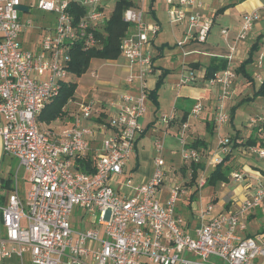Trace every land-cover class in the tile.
Wrapping results in <instances>:
<instances>
[{"label": "built area", "instance_id": "1", "mask_svg": "<svg viewBox=\"0 0 264 264\" xmlns=\"http://www.w3.org/2000/svg\"><path fill=\"white\" fill-rule=\"evenodd\" d=\"M138 7L125 10L123 20L135 32L128 31L121 43V54L131 63L139 64V92L136 96L121 95L119 111L101 127L83 126V120L97 115L94 102L83 103L75 113L73 122L59 130L41 128L38 117L48 102L59 96L67 82L72 51L75 47L87 50L97 44V31L102 29L111 15L102 0H39L38 8L56 15V23L44 32L39 52L24 50L20 37L31 26L25 25L18 6L21 0H0V115L4 125L0 128L3 151L15 158L28 173L30 188L22 198L17 187L0 203V261L12 257L22 261L30 255L32 264H84L91 256L94 264H214L218 258L224 264H258L264 260V238L250 237L245 214L264 206V175L233 172L231 178L240 183L247 181L244 198L234 200L235 211L216 209L215 203L204 207L198 217L201 226L195 236L188 232L187 224L176 208L178 198L185 194L182 187L172 184L167 201L159 199L166 181V170L161 158L155 159L156 171L147 183L126 186L130 196H122L113 182L123 174L125 162L136 147L141 133L140 120L145 113L148 88L145 77L153 72L152 58L143 52L149 43L148 32L156 35L158 25L143 21L146 0H136ZM71 3L84 10L76 19ZM171 23L186 22V36L204 43L213 26V19L205 17L204 0H166ZM29 9V7H28ZM25 13V12H24ZM29 13V10H28ZM261 15L252 11L245 15L243 25L230 44L228 67L208 80L217 87L214 121L218 127L231 121L227 103L236 80V72L229 65L234 59L238 43L248 38ZM228 42L229 30L222 31ZM180 42L179 45H183ZM262 66V59L258 67ZM95 74V73H94ZM196 79L194 72L181 80L182 85ZM255 79L262 83L258 74ZM133 77L127 81L132 83ZM204 111L198 101L191 110L196 118ZM173 119L164 116V121ZM250 125L264 134V116L250 119ZM189 124L182 125L183 157L196 161L199 152L186 147L183 134ZM103 133L102 148L90 157L91 139ZM237 140L236 143L240 144ZM234 142L230 136L219 137L217 151L208 159L219 165L232 152ZM158 153L161 142L155 144ZM243 149L250 157L264 159V146ZM90 172L77 167L78 161L89 158ZM206 181L201 182L205 186ZM79 208L90 215L95 228L76 230L70 218ZM103 230V234H101ZM99 246L95 248V245ZM187 256V257H186Z\"/></svg>", "mask_w": 264, "mask_h": 264}, {"label": "crops", "instance_id": "2", "mask_svg": "<svg viewBox=\"0 0 264 264\" xmlns=\"http://www.w3.org/2000/svg\"><path fill=\"white\" fill-rule=\"evenodd\" d=\"M74 1H81V0H74ZM132 1H133V5L131 7H138L136 0H132ZM158 2L159 0H146L143 7L144 23L146 25H158L160 27V30L156 35H154L153 33L148 34L149 43H147L148 45H144L143 52L145 55H148L152 58L154 65L153 70L157 66L158 69H162V70L169 69L172 71V70H176L175 68H178L180 71L178 73L179 74L178 78L176 76L175 80L167 85L169 89L168 91L169 97L165 98V100L161 97V92H160L161 90L156 88V86L154 85L156 79L148 83L150 88L148 97L151 98V94L154 95L153 93L157 91L156 94L157 103L154 102L157 106L156 107L152 106V108H150L149 111L146 113V117H144L145 115H143L147 123L145 122V125H142L140 122L141 133L137 137L136 147L134 151L131 153V156L125 162L123 168V174L113 182V187L122 196L125 197H129L131 195L129 188L126 186L128 181H132L134 185L147 183L153 175V172L152 173L147 172L141 175V178L135 176L136 172H138V170L140 169V159H139V144L141 141L140 139L142 137H146L147 134L150 133L149 132L150 129L154 127L156 121H158L159 118H162L163 120H164V116H170L173 118L170 121L167 122L164 121V123H165V132H166L165 134L167 135V137L169 136V138L173 137L174 138L173 140L175 142H178L179 140L178 137L180 135L182 136V132H181L182 125L184 123H188L189 126L185 130V133L183 134V136H185L188 139V143L186 142L187 143L186 147L188 149L197 150L199 152V157L205 156L207 160L210 157L208 158L206 155L208 154L213 155V153L217 151L219 137L230 136L232 138L231 135H234V137H236L239 141L241 140L245 141L243 138L246 136L247 138L258 137V136H260V138H264V134L259 133L258 128H254L251 125H249L247 121L244 120L240 121L237 118V114H238L237 110L240 106V103L244 102V100L243 101L235 100L239 94L247 91L249 84H254V86L255 84H257L256 82L257 80L255 79L256 74L260 75L262 77V83L264 82V0H204L206 7L205 10L203 11V15L205 17H210L213 19V26L210 30L207 41L202 44L208 42V39L213 31V27L218 20L226 17H228L229 19L232 17L235 18V23L233 26L228 28H222L220 30V36L225 44V48H221L218 46V43H215L207 47L206 50L205 49L200 50L199 48H197L195 46L197 40L191 37L188 38L186 36L188 30V24L186 22L174 24L170 22L168 17L171 26L169 30L165 29V25L163 24L162 21V16L159 14L157 10ZM115 4H116V0H115ZM115 4L112 9L110 8V6H107L106 11L108 14L110 15L112 14L113 9L115 8ZM165 7L167 12L168 5L166 3V0H165ZM252 11H258L261 15V18L259 21L255 23L254 28L250 32L248 38L238 43L237 50L234 55V59L232 63H230L229 65V67L236 72V80L237 81L240 80L237 84L235 80V85L233 88L232 95L227 103L228 111L230 112V114L232 111L235 110L234 118L233 120H231V124L229 125L226 124L224 126L218 127L214 121L215 105H216L215 102H217L218 89L217 87L209 86L208 84L209 79L206 77V70L212 64L219 65L223 61L225 60L227 61V56L230 54V44L233 43L232 40L235 38L238 31L241 29L245 15ZM225 29L229 30L230 33V38L228 42H226L224 37L222 36V31ZM129 32L130 34H133L135 30L133 28H130ZM180 42H184V44L179 45ZM254 45L258 46L256 50H252ZM251 52H253V61L252 63H249L245 67V72L248 75L247 76L244 74L242 70L240 72V68L248 60ZM155 55L156 57H158L157 61H155L154 58ZM192 56L194 57L198 56V57L194 59V57ZM201 57L207 58V60H202ZM260 59H262V66L259 68L258 62L260 61ZM109 62L116 63L117 67L121 69V73H122L121 77L123 78L122 80H124V78L126 79L129 73L132 72L135 68V64H131L122 54H120V56L117 59L111 60ZM223 70L222 69L217 70L215 74L221 73ZM186 71H189V73L191 71L194 72L196 75V79L192 83H187L186 85L180 86L181 80L184 77H186L185 76ZM179 77L181 80H179ZM134 82L135 80H133L132 83ZM262 83L259 82L257 88H255L254 90V93L249 94V96L246 97V99L255 101L256 100L255 93L260 88ZM130 85L131 84L127 81L126 82L127 92L131 93L132 91H136L137 94L139 92L138 89H131ZM96 92H98V90H96ZM98 93L100 94L101 98H103V101L97 102V107H98L97 115H94L91 120L88 121L83 120L82 121L83 126H90L94 128L101 127L102 124L106 123L111 118L115 117L117 112L119 111V104H118L119 96H117V94L112 93L111 91L108 90L105 91L99 90ZM198 101H200L203 104L204 111L202 112L201 115L194 118L191 116V110ZM258 106H259L258 113L251 116V118L256 116H264V103L263 104L260 103ZM159 110L160 111L162 110L161 111L162 117H158ZM78 111L79 108L75 109L74 111L67 112L63 118H60L56 120L57 122L54 121L51 124L55 126L56 123L58 125V122L60 121L62 122V124L58 127L69 126L73 122L74 119L73 115ZM3 125H4V118L0 115V128ZM49 125L50 124L43 123L42 125H40V127L50 128ZM207 133H211L213 135L211 141L207 140V138L205 137V135H208ZM99 134H101V137L98 138L95 137L94 139H91L90 157L92 159L95 158V153L97 151L100 152L102 148V140L104 135L103 133H99ZM170 143L171 142L169 141V144ZM0 156H6V154L3 151L2 139L0 141ZM250 159L251 161L249 162L241 163L243 165L242 171L246 173L247 178L250 177L251 173L254 172H259L264 175V159H258L256 157H251ZM162 160L165 167L166 166L165 160L164 159ZM198 160L199 158L196 161H190L191 162L190 166L193 162L200 164ZM132 161H134V163ZM131 163L133 164L131 165ZM171 163H172L171 166L169 168L166 167L165 170L166 172L175 173V171L178 170H175L176 167L174 162L172 161ZM185 169L186 168H183V170L181 169L184 175L187 172L184 171ZM191 171L193 173L192 169ZM16 173L18 177V171ZM230 179H232L231 176ZM7 180H10L9 189H11L13 192V190L15 189V181L14 183H12V180L10 178H8ZM7 180L0 179V189H8L5 188ZM17 181L19 180L17 179ZM224 184L225 183H222V187H224ZM247 184H248L247 181H243L238 183L239 186L237 187L236 191L227 190L228 197L222 198L223 202L219 204L220 207L219 209H224L223 206L225 205L226 207L225 210L228 211L237 210L238 205L234 200L238 201L244 198L245 187L247 186ZM184 187H186V185H184ZM161 192L163 191L161 190ZM8 196L2 195L0 198V203L5 202ZM192 202L193 201H190V205L192 204ZM81 211L83 212L82 214H85L82 215L81 217L83 222V227L79 228V226L77 227L76 225L71 223L74 229L84 231L95 228L96 225L94 224L92 217L87 213H85L83 210ZM263 212H264V206L256 211L245 214L243 218L247 222V228H248V221L254 218L256 215ZM200 226H201L200 221H198L197 225L195 226H193V224L189 222L187 224V228H188L187 230L191 235L195 236L196 231ZM101 234H103V230H101ZM244 235L250 237L262 235L264 238V228L262 229V231L260 230L254 236H252L247 231ZM98 246L99 245L96 244L95 248H97ZM26 256H28L27 258L31 263L30 255L26 254ZM84 264H94L92 257L91 256L85 257ZM142 264H148V263L144 261ZM258 264H264V260L260 258L258 260Z\"/></svg>", "mask_w": 264, "mask_h": 264}, {"label": "rangeland", "instance_id": "3", "mask_svg": "<svg viewBox=\"0 0 264 264\" xmlns=\"http://www.w3.org/2000/svg\"><path fill=\"white\" fill-rule=\"evenodd\" d=\"M84 1V0H81ZM103 3L106 6H110L112 9L115 0H102ZM22 4L24 6L29 7V13L20 12V17L25 25H27V22H31V26H29L24 34L20 37V40L22 42V48L27 51H31L33 53H37L40 50L41 46V39L46 31L48 32L49 28H52L56 23V15L51 12H45L38 8L39 6V0H21ZM110 9V12H111ZM157 10L159 14L162 16L163 24L165 25V29H170V23L168 20L166 7H165V0H159L157 4ZM233 14V13H232ZM235 23V18H221L216 22V24L213 27V31L208 39V42L205 44H202L201 42H196V47L200 50H206L207 47L211 46L212 44L218 43V46L221 48H225V44L221 39L220 36V30L222 28H228L233 26ZM152 33V32H148ZM151 43V42H150ZM148 45V44H145ZM194 57V56H192ZM195 56L194 59H196ZM155 61H157L158 57L155 55ZM202 60H207V58L201 57ZM153 63V61H152ZM135 64V68L132 72L129 73V75L123 78L121 69L117 67L116 63L109 62L100 58H95L92 61V64L90 66V69L81 76H74L73 74H69L67 81L71 82V84L75 85V91L74 96L70 101L65 105L64 112H71L75 109L79 108V106L83 103H91L94 102L97 104L98 101H103V98H101L100 94L98 93L99 90H108L112 93L117 94V96L121 95H130V96H136V91H132L131 93L127 92V86L126 82L129 77H133L135 82L130 83L131 89H138L140 86V80H139V64ZM156 66V65H155ZM154 67V65H153ZM176 70H169V69H158L154 68L152 73L147 74L145 77L146 79V85L148 88V93L150 91L148 83L152 80H155L154 85L156 88L161 90V97L165 100V98H168V84L175 80V77L178 78L179 69L175 68ZM96 71V72H94ZM192 72V71H191ZM190 72V73H191ZM95 73V74H94ZM189 71H186V77L189 76ZM188 74V75H187ZM121 77V78H120ZM241 79V78H240ZM179 80L180 77H179ZM240 80H236V84ZM256 81V80H255ZM159 82V85H158ZM180 82V81H179ZM257 84H249L247 91L239 94L236 101H243L240 103V106L238 108V114L237 118L242 121H247L250 125V119L251 116L258 113L259 110V104L264 103V98L262 96H256V100H248L246 97L249 96V94L254 93L255 88H257L259 82L256 81ZM98 90V92H96ZM152 90V89H151ZM164 91V92H163ZM240 99V100H239ZM246 99V100H245ZM233 101V100H232ZM217 104V102H215ZM100 105V104H99ZM109 106V105H108ZM152 106L156 107L157 105L154 103V101L147 97L145 99V113L144 117H146V113L149 111ZM216 107V105H215ZM162 111V110H161ZM161 111H158V117H162ZM206 114V113H204ZM143 117V116H142ZM141 118L140 122L142 125H145V118ZM57 122V121H56ZM60 122V121H59ZM58 125L54 126L53 124H50L49 127L59 130L62 127H58L62 124L60 122ZM147 123V122H146ZM231 124V121L228 123V125ZM247 129V128H246ZM150 133L147 134L146 137H142L139 144V159H140V169L138 172H136L135 176L138 178H141V175L147 172H153V174L156 171V166L154 165L156 158H161L165 160L166 166L165 168H169L171 166V162L173 161L175 164V171L174 172H166V181L161 187V194L158 195L160 200H163L164 202L168 200L170 196L171 188H173L172 184L178 185L185 189L186 193L181 195L176 203V208L178 212L182 215L184 221L186 224L191 222L193 226L197 225L198 223V217L204 207H206L210 203L216 204V209L218 210L219 204L223 202V197H228V191H236L238 185V182L235 180L230 179L228 182L224 184V187H222V184L219 185H213V184H207V180L209 176L214 172L216 169V165L210 164L205 156H200L198 162L201 165V168L197 170V173L195 175V178L193 179V173L190 168V161L185 160L183 157V146L181 144V138L178 137V142H175L173 137L169 138L165 134V123L162 118H159L158 121H156L154 127L150 129ZM208 135H205L207 140H212L213 135L211 133H207ZM231 135V134H230ZM232 138L234 135H231ZM96 137H101V134L97 133ZM185 143H188V139L183 136ZM259 139H264L260 138ZM143 139V140H142ZM245 141H247L249 138L244 137ZM1 141V138H0ZM169 141L171 142L169 144ZM180 141V142H179ZM157 142H161L163 146V151L161 153H158L155 144ZM186 143V144H187ZM208 158L211 157V154L206 155ZM236 163H243V162H249L251 161V157L244 153V151L241 150V148H238L234 152V156ZM134 163V161H132ZM131 163V165L133 164ZM187 165H186V164ZM155 168V170H154ZM183 168H186L184 171H187L185 175L181 171ZM18 171V191L20 193V196L22 198H26L27 193L30 188V184L28 181L29 175L25 171L24 168L19 166V162L17 159L12 158L10 156H0V179L7 180L10 178L12 180V183L15 181V175ZM153 176V175H152ZM135 177V178H136ZM151 179V178H150ZM206 181L205 186H201V182ZM186 185V187H184ZM243 185V184H242ZM13 186V185H12ZM12 192L11 189H0V198L2 195L8 196ZM191 198H193V202L190 205ZM218 201V202H217ZM83 212L77 208L74 213L72 214L70 220L71 223L76 225L79 228L83 227L82 222V214ZM86 221V219H85ZM264 228V212L256 215L254 218L248 221V228L247 232L250 233L252 236L256 235L260 230ZM28 256H24L23 261L20 258L14 257L12 259H6L4 261H0V264H31L29 262ZM187 257V256H186ZM210 263L214 264H224V262L218 258H211Z\"/></svg>", "mask_w": 264, "mask_h": 264}, {"label": "trees", "instance_id": "4", "mask_svg": "<svg viewBox=\"0 0 264 264\" xmlns=\"http://www.w3.org/2000/svg\"><path fill=\"white\" fill-rule=\"evenodd\" d=\"M133 5L132 0H116L115 8L112 11L110 19L103 26V29L97 31V44L94 47H91L87 50L81 49L78 46L73 48L71 53L72 62L69 66V74L74 76H81L85 74L91 66V62L95 58H100L106 61H111L117 59L121 54V43L122 39L125 37L126 33L129 31L130 25L125 23L123 20V14L126 9L130 8ZM71 12L74 14L76 19H79L84 10L75 3H71L70 6ZM257 45L253 46L252 50H256ZM253 61V52H251L250 57L241 66V70L245 75V67ZM227 61H223L221 64L210 65L206 70V77L208 79L212 78L217 70H223L227 68ZM248 76V75H247ZM75 91V85L71 82H65L62 86L59 96L48 102L46 107L40 113L38 117L39 125L43 123L51 124L54 121L63 118L66 115L64 112L65 105L73 98ZM151 94V98L157 103V91ZM255 96L264 97V82L261 84L260 88L256 91ZM235 110L231 112V120H233ZM234 145L232 147V152L227 154L224 157V160L221 164L216 166V169L209 176L207 184L219 185L226 183L230 180V176L233 172L243 170V165L241 163H236L234 152L238 148H245L248 146H264V139H259L258 137H251L247 141H242L240 144L236 143L238 140L236 137L232 138ZM243 151V149H241ZM92 160L87 158L84 161H78L77 167L79 169L90 172V164ZM190 168L193 170V179L197 173V170L201 168L200 164L192 163ZM10 187V180H7L5 188ZM193 198H191V201Z\"/></svg>", "mask_w": 264, "mask_h": 264}, {"label": "water", "instance_id": "5", "mask_svg": "<svg viewBox=\"0 0 264 264\" xmlns=\"http://www.w3.org/2000/svg\"><path fill=\"white\" fill-rule=\"evenodd\" d=\"M18 10L22 11V12H28V7L24 6V5H20L17 7Z\"/></svg>", "mask_w": 264, "mask_h": 264}]
</instances>
